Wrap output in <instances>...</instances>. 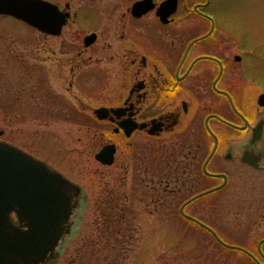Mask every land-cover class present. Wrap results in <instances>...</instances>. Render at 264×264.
I'll use <instances>...</instances> for the list:
<instances>
[{
  "label": "flooded vegetation",
  "instance_id": "1",
  "mask_svg": "<svg viewBox=\"0 0 264 264\" xmlns=\"http://www.w3.org/2000/svg\"><path fill=\"white\" fill-rule=\"evenodd\" d=\"M138 1L141 0H134L120 14L111 12L114 17L110 15L107 18L108 28L118 27L116 48L107 47L110 51L105 52L100 46L85 56L86 50L92 49L101 36L100 32L92 30L87 36L96 34V40L88 47L83 40V48L78 50V47L63 45L65 52L61 48L50 50L52 56L56 55L52 73L63 81V93L46 89L42 83L41 79L47 75L43 47L40 48L38 56L42 71L39 69L37 79L41 82L31 86L30 90L26 89L23 114L42 122L40 118L47 111L48 115L55 116V120L62 119L71 127L78 126L77 131L86 133L94 128L92 122L103 125L107 128L100 135L104 144L95 153V160L103 147L114 145L116 152L112 165L116 160H133L134 190L139 199L142 187L146 188L154 204L158 191L169 197L185 191L189 198L177 207L178 216L171 218L208 230L210 226L188 214L186 209L191 210L205 197H221L230 191L232 195L235 180L247 181L250 178L247 173L264 172V107L259 104L264 89L258 87L262 90L257 94L258 107H254L253 96L257 86L251 87L256 79L248 60L251 50L237 54L236 32L221 27L212 13L214 0H178L176 12L165 20L158 10L166 0H151L154 7L136 15L132 8ZM52 3L70 13L65 28L76 15L71 3L64 6ZM94 59H97L96 66L112 63L124 77V82L119 86V97L102 99L93 107L92 89L99 85L92 74L103 75V79L106 75L102 67H87ZM240 64L243 74L237 82V65ZM81 66L87 67L86 70ZM66 69L69 78L62 76ZM82 76L88 80L86 84L79 82ZM45 96L55 101L52 108H45L49 105ZM10 101L9 106L12 105ZM101 108L108 110L106 119L96 116V111ZM260 121L263 122L262 133L254 141L253 130ZM126 123L134 125L129 135L124 128ZM32 143L35 144L34 141ZM36 143L42 151L38 140ZM24 145L31 147L28 140ZM20 149L71 180L60 167L66 164V160H44L27 148ZM253 156L262 160H255V165L252 160L245 159ZM245 174L247 176L242 179ZM181 181L183 188L178 186ZM81 194L73 200V214ZM109 196L114 197L113 194ZM210 233L219 244L221 241L226 243L214 229L211 228ZM263 245L264 239H261L256 255L251 252L244 254L261 264L264 261Z\"/></svg>",
  "mask_w": 264,
  "mask_h": 264
},
{
  "label": "rangeland",
  "instance_id": "2",
  "mask_svg": "<svg viewBox=\"0 0 264 264\" xmlns=\"http://www.w3.org/2000/svg\"><path fill=\"white\" fill-rule=\"evenodd\" d=\"M49 1L61 6L70 2L76 13L59 37L42 34L12 17L0 16V141L27 148L44 160H66V164L60 165L61 169L82 189L72 217L71 234L62 240L58 249L60 256L50 264H255L244 251H235L234 247L256 255L259 241L264 239V172L247 173L250 176L247 181L235 180L232 195L230 191L221 197H205L191 210L186 209L188 214L217 231L231 246L232 249H228L213 238L211 228H194L183 220L171 218L178 216L177 207L189 198L185 191H178L171 197L158 191L154 204L145 187L141 188L140 199L134 190L133 160H116L109 167L99 164L94 155L104 144L100 135L107 128L103 125L92 122L94 128L86 133L77 131L78 126L71 127L62 119L55 120V116L48 115L46 110L40 118L42 122L23 114L26 89L30 90L41 80L46 89L65 91L63 81L52 73L56 55L52 56L50 50L61 48L65 52L62 45L78 47L76 50L83 48V40L92 30L100 32L101 36L92 49L86 50L85 56L100 46L105 52L110 51L109 47L116 48L118 27L108 28L107 18L113 11L115 15L120 14L134 2ZM212 13L222 28L236 32L237 54L251 50L248 60L256 77L251 86H257L253 96L256 107L257 94L262 90L258 87L264 89V0H214ZM42 47L47 76L39 81L38 53ZM96 60L87 67H102L107 77L104 75L103 79V75L92 74L99 85L92 89L93 107L102 99L119 97V86L124 82V77L112 63L106 61L109 64L96 66ZM87 67L81 66L83 70ZM66 70L62 75L65 78L68 77ZM242 74V65H237V82ZM86 81L84 76L79 78V82L86 84ZM45 98L46 104L49 102L45 108H52L55 101L48 96ZM27 140L31 147L24 145ZM36 140L43 147L42 151ZM124 167L127 170L124 171ZM182 183L178 186L183 188ZM14 220H17L16 216ZM262 247L264 250V245Z\"/></svg>",
  "mask_w": 264,
  "mask_h": 264
},
{
  "label": "water",
  "instance_id": "3",
  "mask_svg": "<svg viewBox=\"0 0 264 264\" xmlns=\"http://www.w3.org/2000/svg\"><path fill=\"white\" fill-rule=\"evenodd\" d=\"M151 2H136L132 12H148L154 7ZM177 6L178 0H166L158 14L165 20L176 12ZM0 15L13 17L51 36H61L70 18L68 11L46 0H0ZM95 40L96 34L88 35L84 45L88 47ZM259 104L264 107V94ZM107 115L105 108L96 111L99 119H106ZM124 128L129 135L134 125L126 123ZM262 128L260 121L253 130L254 141L260 138ZM115 152L114 145H107L96 159L112 165ZM245 159L255 165V160H262L256 156ZM80 193L81 188L61 173L0 141V264H49L56 260L62 239L71 233L72 204Z\"/></svg>",
  "mask_w": 264,
  "mask_h": 264
},
{
  "label": "trees",
  "instance_id": "4",
  "mask_svg": "<svg viewBox=\"0 0 264 264\" xmlns=\"http://www.w3.org/2000/svg\"><path fill=\"white\" fill-rule=\"evenodd\" d=\"M227 248V247H226ZM228 249H230V248H228ZM253 261V260H252ZM255 264H258L257 262H255V261H253Z\"/></svg>",
  "mask_w": 264,
  "mask_h": 264
}]
</instances>
